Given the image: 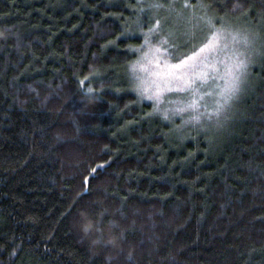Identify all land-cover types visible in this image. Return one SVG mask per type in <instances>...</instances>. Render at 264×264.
Instances as JSON below:
<instances>
[{
	"label": "trees",
	"instance_id": "1",
	"mask_svg": "<svg viewBox=\"0 0 264 264\" xmlns=\"http://www.w3.org/2000/svg\"><path fill=\"white\" fill-rule=\"evenodd\" d=\"M213 26L256 62L183 125L129 66ZM0 264H264V0H0Z\"/></svg>",
	"mask_w": 264,
	"mask_h": 264
},
{
	"label": "rangeland",
	"instance_id": "2",
	"mask_svg": "<svg viewBox=\"0 0 264 264\" xmlns=\"http://www.w3.org/2000/svg\"><path fill=\"white\" fill-rule=\"evenodd\" d=\"M184 33L180 48L170 44L167 35L159 36L157 45L144 43L129 66L132 88L139 98L151 101L156 112L176 116L183 125L205 120V125L217 127L220 118L233 109L255 65L252 54L258 37H245L221 26H213L203 35ZM210 42L194 64L179 70L169 67ZM193 46L194 50L184 52Z\"/></svg>",
	"mask_w": 264,
	"mask_h": 264
},
{
	"label": "snow or ice",
	"instance_id": "3",
	"mask_svg": "<svg viewBox=\"0 0 264 264\" xmlns=\"http://www.w3.org/2000/svg\"><path fill=\"white\" fill-rule=\"evenodd\" d=\"M156 6L160 7L161 5H156ZM210 46H211V42L209 44H205L203 47H200L198 49V51H192L190 55L189 54H185L184 58L179 60V63L174 64V65H169V67L171 69L179 70V69H183L186 66H190V65L194 64L197 61V59L200 56V54L203 53L205 51V49H207ZM201 75H203V74H201ZM95 171L96 170L93 169V172H95Z\"/></svg>",
	"mask_w": 264,
	"mask_h": 264
}]
</instances>
